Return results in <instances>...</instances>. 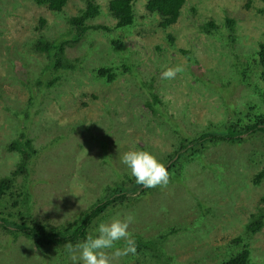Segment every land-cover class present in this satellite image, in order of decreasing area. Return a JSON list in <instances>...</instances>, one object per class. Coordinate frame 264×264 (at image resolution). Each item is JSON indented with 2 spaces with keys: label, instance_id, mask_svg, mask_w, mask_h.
Masks as SVG:
<instances>
[{
  "label": "rangeland",
  "instance_id": "obj_1",
  "mask_svg": "<svg viewBox=\"0 0 264 264\" xmlns=\"http://www.w3.org/2000/svg\"><path fill=\"white\" fill-rule=\"evenodd\" d=\"M94 1L100 13L88 23L107 29L89 30L71 42L67 18L79 13L86 0H68L60 12L33 0H0V177L13 182L2 205L9 220L64 227L117 185L127 188L124 181L131 176L120 162L125 151L148 149L164 161L180 139L203 131L219 135L224 124L243 118L241 113L264 111L262 68H253L249 80L259 85L253 86L237 81L229 63L232 52L244 57L264 43V0H185L177 22L164 29L146 10V0H134L137 24L131 28L114 27L109 0ZM226 17L235 20L233 45L222 43L218 30L209 34L201 28L207 22L221 26ZM40 38L69 42L64 54L73 68H49L45 53L31 47ZM157 43L162 55L154 49ZM175 65L184 71L162 79L161 72ZM101 67H107V79L96 76ZM21 71L31 80L27 87L18 79ZM53 78V85L44 84ZM146 103L155 108L154 115ZM21 134L36 149L26 178L23 171L9 176L19 154L7 145ZM248 134L237 143H207L200 154L182 158L164 188L126 191L125 199L93 218L89 233L101 221L131 215L135 244L154 241L156 249L171 257L170 264H215L240 249L228 244L235 237L249 244L253 262L264 264V226L248 237L244 231L264 196V179L259 185L251 182L264 167V139L260 133ZM24 182L31 193L27 200L21 193ZM171 228L175 230L166 233ZM160 234L164 237L158 241ZM65 246L39 250L22 232L12 235L0 225V264H71ZM150 249L142 247L113 264H155ZM106 251L112 259L111 250Z\"/></svg>",
  "mask_w": 264,
  "mask_h": 264
},
{
  "label": "trees",
  "instance_id": "obj_2",
  "mask_svg": "<svg viewBox=\"0 0 264 264\" xmlns=\"http://www.w3.org/2000/svg\"><path fill=\"white\" fill-rule=\"evenodd\" d=\"M68 0H33L36 5L45 6L48 10L53 12H60L62 8L66 5ZM134 0H109L108 1V11L110 15L115 20V28L130 26L133 27L137 24L136 16L133 10ZM185 0H146L145 8L151 15H156L158 18L157 25L161 28H167L173 26L177 19L179 18L182 6L184 5ZM98 5L94 0H86L85 7L79 11L76 15L69 16L67 18V22L70 26L71 32V42L79 41L86 32L92 29H107L103 24H89L88 21L94 19L99 15ZM143 16V15H142ZM40 22H43L41 19ZM234 26L235 20L232 17H226L225 21L221 26L214 24L213 22H207L202 25V30L206 33L211 32V29L218 30L216 31L219 34V39L222 43H226L227 41H231V44H234ZM129 28V29H130ZM168 38L170 39L169 45H173L172 43V35L168 34ZM66 41L56 42V41H47L43 38L37 39L36 42L32 44V49L35 52L45 53L44 55L48 58L49 64L48 67L53 69L54 71L58 69H71L73 68V64L70 60H68L64 54ZM67 44H70L69 42ZM233 48V46H231ZM154 49L159 54H163V48L160 44H156ZM183 54L188 55V49L180 50ZM234 53L229 62V57L225 55L226 63H230L231 70L236 71L238 77H240L237 81L245 82L249 85L259 86L255 82H250V76L253 68H262L261 73L264 75V43L258 44V49L249 50L248 52H244V57L240 56V53ZM234 58V60H233ZM46 67V68H48ZM107 67H101L97 69L95 72L96 76L99 78L107 79ZM112 75L109 74V77ZM25 73L23 71L19 72L18 79L20 83L24 85V87L28 86V83L31 80L25 79ZM56 79H51L45 82L46 86H51L55 83ZM33 84L35 81H32ZM38 84L43 82L36 81ZM207 84V82H204ZM261 97L264 96L263 88H260ZM154 100V104L158 102L156 95H151ZM146 105L151 108V113L155 114V108H152L150 103H146ZM154 107V106H153ZM243 118L235 121L234 123L229 122L228 124H224V129L220 131L219 135L216 133H208L206 131L196 133L190 139H180L178 145L175 150L169 152L164 159V163L169 173H171L176 166L179 165V160L185 158V161L191 159V157L195 154H200L202 149L205 148L207 143H217L219 141H228L231 143H237L243 141L242 134H248V137L257 134H261L264 139V111H246L245 113H241ZM22 138L11 140L7 149L13 150L19 154V162L17 163V168L10 173L9 176H14L17 171H23L24 176L26 178L27 165L29 163V158H31L35 153L36 149L32 148V143L29 138H26L23 134H21ZM189 145V146H188ZM175 156L176 159L174 161H170ZM8 176V175H7ZM24 178V180H25ZM124 184L129 185L126 187L118 186L117 188L112 189V193L104 199H99L94 202L91 206H89L85 211L79 216L78 219L73 220V222L67 224L64 227L56 228L51 227L49 225H44L43 228L38 225L27 226L25 223L17 222V220H9L5 218V212H3V201L4 196L9 193V196L12 194L11 188L13 182L10 178L6 176L0 177V225L10 234H17L18 232H22L25 236L32 239L35 247L39 250L42 247H48L51 245H62L67 243H73L75 241L82 240L87 234H89V227L87 225H91L93 222V218L99 217L104 211L107 209L109 205L112 204L115 200L125 199L127 196V192L135 193V191L140 190L142 194L147 192L148 190L143 188L141 185H137L134 181L133 177H126ZM264 179V167L257 170L251 179L252 184L259 185V183ZM123 183V181H122ZM21 193L24 196V199H30L31 193L29 192V187L26 182L21 184ZM110 189H107V192ZM121 190V191H120ZM127 191V192H126ZM28 212L30 213V207L27 205ZM10 216V215H9ZM97 217V218H98ZM40 225V224H39ZM264 226V196L260 197V201L255 205L254 211L251 212L250 220L245 224L244 231L246 236L248 234H255L262 229ZM175 229L167 230L166 233L172 232ZM161 237H164V234H160L157 238L159 241ZM228 244L239 245L240 249L237 250L234 254L229 253L227 258L222 259L221 261L216 262L215 264H257L252 261L248 243L242 237H235L229 240ZM154 247H153V246ZM64 246V245H63ZM142 247L146 248L150 247L151 249L148 251H152L150 253V257L154 259L155 264H170V256L163 255L160 250L155 248L154 241L145 240L140 241L136 245V254L140 251L142 252ZM43 250V249H42ZM125 264V263H122Z\"/></svg>",
  "mask_w": 264,
  "mask_h": 264
},
{
  "label": "clouds",
  "instance_id": "obj_3",
  "mask_svg": "<svg viewBox=\"0 0 264 264\" xmlns=\"http://www.w3.org/2000/svg\"><path fill=\"white\" fill-rule=\"evenodd\" d=\"M183 71L181 65L168 67L161 72V78L170 80ZM120 162L128 169L135 183L145 189L164 188L169 183L170 173L165 163L148 149L131 148L120 156ZM133 219L128 215L123 219L101 221L75 246L67 244L65 247L70 253L71 264H113L115 259L135 255L136 244L129 231ZM121 241L122 246H117ZM106 250H111L112 259Z\"/></svg>",
  "mask_w": 264,
  "mask_h": 264
}]
</instances>
